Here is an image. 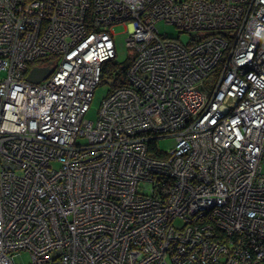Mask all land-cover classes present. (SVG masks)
I'll return each instance as SVG.
<instances>
[{"label": "built area", "instance_id": "obj_1", "mask_svg": "<svg viewBox=\"0 0 264 264\" xmlns=\"http://www.w3.org/2000/svg\"><path fill=\"white\" fill-rule=\"evenodd\" d=\"M0 264H264V0H0Z\"/></svg>", "mask_w": 264, "mask_h": 264}, {"label": "rangeland", "instance_id": "obj_2", "mask_svg": "<svg viewBox=\"0 0 264 264\" xmlns=\"http://www.w3.org/2000/svg\"><path fill=\"white\" fill-rule=\"evenodd\" d=\"M126 26L125 25H115L112 27V31L114 33V44H115V63L123 64L128 60L129 52L125 45V40L128 37L126 34ZM156 28L160 35L176 39L178 37V40L182 44H186L189 41V36L187 34H179L178 30H176L174 27L165 25L163 23H157ZM109 82L105 80V82L99 84L97 88L94 91L92 101L90 103V106L88 108V111L84 115V121L95 123L97 119V113L100 107V104L103 100V98L107 95L109 92ZM173 146V141L171 139H163L158 141V147L164 151H169Z\"/></svg>", "mask_w": 264, "mask_h": 264}, {"label": "trees", "instance_id": "obj_3", "mask_svg": "<svg viewBox=\"0 0 264 264\" xmlns=\"http://www.w3.org/2000/svg\"><path fill=\"white\" fill-rule=\"evenodd\" d=\"M129 65V60H127L125 63L123 64H117L115 63V61L113 60L112 62L108 63L105 67L104 73H103V79L104 81H102L101 83L105 82L106 79L108 78H115L114 82L115 84H113L112 88H117V86H120L119 84H123V81L119 82V79H123L125 76V72L127 70V67ZM115 76V77H114ZM111 88V89H112ZM110 89V91H111ZM152 148L155 147V143H151ZM156 153H154L155 155Z\"/></svg>", "mask_w": 264, "mask_h": 264}, {"label": "water", "instance_id": "obj_4", "mask_svg": "<svg viewBox=\"0 0 264 264\" xmlns=\"http://www.w3.org/2000/svg\"><path fill=\"white\" fill-rule=\"evenodd\" d=\"M50 72L51 70L49 68H34L26 78V81L32 84H38L41 80L45 79L50 74Z\"/></svg>", "mask_w": 264, "mask_h": 264}]
</instances>
